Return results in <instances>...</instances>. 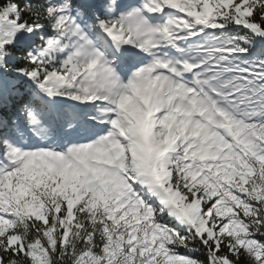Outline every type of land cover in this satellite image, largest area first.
<instances>
[{"label":"snow or ice","instance_id":"obj_1","mask_svg":"<svg viewBox=\"0 0 264 264\" xmlns=\"http://www.w3.org/2000/svg\"><path fill=\"white\" fill-rule=\"evenodd\" d=\"M0 264H264V0H0Z\"/></svg>","mask_w":264,"mask_h":264}]
</instances>
